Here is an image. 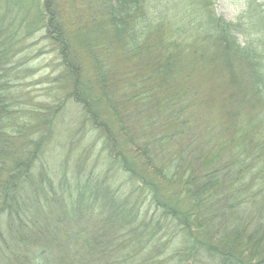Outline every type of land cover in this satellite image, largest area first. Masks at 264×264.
Masks as SVG:
<instances>
[{
	"label": "trees",
	"instance_id": "1",
	"mask_svg": "<svg viewBox=\"0 0 264 264\" xmlns=\"http://www.w3.org/2000/svg\"><path fill=\"white\" fill-rule=\"evenodd\" d=\"M209 1L84 0L68 24L0 0V264H264V4L232 23ZM58 126L74 162L52 178Z\"/></svg>",
	"mask_w": 264,
	"mask_h": 264
},
{
	"label": "rangeland",
	"instance_id": "2",
	"mask_svg": "<svg viewBox=\"0 0 264 264\" xmlns=\"http://www.w3.org/2000/svg\"><path fill=\"white\" fill-rule=\"evenodd\" d=\"M56 1L58 11L61 13L65 22L68 24H74L78 18L85 14L86 5L84 0ZM198 1L201 2L203 0ZM263 1L264 0H258V4H256L257 6L255 7H250V0H210L209 2L213 6L212 9L217 16L223 17L229 22L237 23L239 21L248 22V17L250 14L251 16H253L260 11V9H258L257 7L259 6V4H264ZM254 8L255 12L252 11L254 10ZM239 39L241 41H244V38L242 36H239ZM29 44L32 45L34 53H38L39 58L33 61L32 64H30V67H32V69L34 70V74L36 75L27 80L25 84L28 88V91L33 92L34 96L43 97L42 94L44 91H46V89L48 90L52 86L53 88H55V86L51 84V82L55 81L56 79V67L59 66L60 63L57 54L52 53L51 50L48 49L49 44L42 42V34L36 35ZM88 71V68H84V77H88ZM48 77L51 80H49ZM18 84L22 85V83L20 82ZM79 116H82L81 111H77L76 107L73 105H68L65 112L61 116L60 122L71 125L73 129L79 123ZM58 131L59 126L54 136L53 143L49 145L46 157V161L48 163V166L51 167L50 169L53 175H57L52 176V178L60 177V174L67 169L65 168V166L67 165L69 167H72V164L74 162L73 156H67V153L64 149V147L67 149L73 147L71 145L72 143L69 142L71 139V132H62L63 136L60 137L58 136ZM73 143L76 150L85 145L84 142L80 141H73Z\"/></svg>",
	"mask_w": 264,
	"mask_h": 264
}]
</instances>
